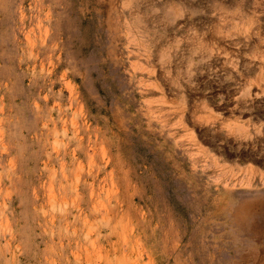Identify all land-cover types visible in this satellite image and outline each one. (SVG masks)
Returning <instances> with one entry per match:
<instances>
[{"label":"rangeland","instance_id":"374dc122","mask_svg":"<svg viewBox=\"0 0 264 264\" xmlns=\"http://www.w3.org/2000/svg\"><path fill=\"white\" fill-rule=\"evenodd\" d=\"M0 264H264V0H0Z\"/></svg>","mask_w":264,"mask_h":264},{"label":"bare ground","instance_id":"6f19581e","mask_svg":"<svg viewBox=\"0 0 264 264\" xmlns=\"http://www.w3.org/2000/svg\"><path fill=\"white\" fill-rule=\"evenodd\" d=\"M188 71V70H187Z\"/></svg>","mask_w":264,"mask_h":264}]
</instances>
